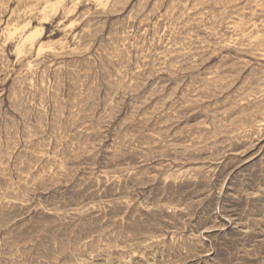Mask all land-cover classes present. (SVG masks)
Listing matches in <instances>:
<instances>
[{"label": "rangeland", "instance_id": "1", "mask_svg": "<svg viewBox=\"0 0 264 264\" xmlns=\"http://www.w3.org/2000/svg\"><path fill=\"white\" fill-rule=\"evenodd\" d=\"M0 264H264V0H0Z\"/></svg>", "mask_w": 264, "mask_h": 264}, {"label": "bare ground", "instance_id": "2", "mask_svg": "<svg viewBox=\"0 0 264 264\" xmlns=\"http://www.w3.org/2000/svg\"><path fill=\"white\" fill-rule=\"evenodd\" d=\"M50 7V6H49ZM50 9V8H49ZM55 9V8H54ZM186 9V8H185ZM232 12V11H231ZM41 21V20H40ZM19 28V27H18ZM35 31V30H34ZM37 31V30H36ZM36 31H35V33L34 32H32L33 34H30L29 33V35L25 38V39H23L25 42L26 41H32L34 38H35V36L39 33V31H38V33H36ZM11 34H13V33H11ZM40 34V33H39ZM205 40V39H204ZM41 46V45H40ZM29 48V47H28ZM41 48V47H40ZM108 51V50H107ZM106 52V51H105ZM19 55V54H18ZM135 69V68H134ZM260 110V109H259Z\"/></svg>", "mask_w": 264, "mask_h": 264}]
</instances>
